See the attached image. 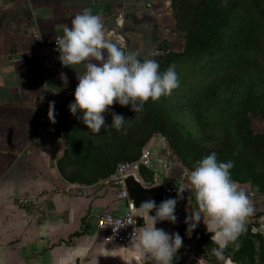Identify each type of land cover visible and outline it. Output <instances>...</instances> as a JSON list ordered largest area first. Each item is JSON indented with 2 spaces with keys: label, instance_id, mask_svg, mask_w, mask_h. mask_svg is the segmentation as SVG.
Returning a JSON list of instances; mask_svg holds the SVG:
<instances>
[{
  "label": "crops",
  "instance_id": "0c3cea01",
  "mask_svg": "<svg viewBox=\"0 0 264 264\" xmlns=\"http://www.w3.org/2000/svg\"><path fill=\"white\" fill-rule=\"evenodd\" d=\"M84 8L103 9V22L120 32L128 52L138 51L141 60L149 54L144 41L154 42L156 25L148 0H0V264H155L135 259L131 242L117 245L102 238L98 217L127 212V200L103 183L67 181L59 166L68 148L52 131L41 129L49 103L54 101L56 109L74 96L77 74L85 67L43 68L37 61L40 44L63 35L64 26L70 27ZM162 147L141 172L140 183L151 187L174 178L179 189L186 186L185 173L162 156ZM181 195L177 222L161 221L156 227L183 238L173 264H194L185 218L197 203L194 191ZM198 227L211 239L203 219ZM225 263L234 260L225 257Z\"/></svg>",
  "mask_w": 264,
  "mask_h": 264
},
{
  "label": "rangeland",
  "instance_id": "374dc122",
  "mask_svg": "<svg viewBox=\"0 0 264 264\" xmlns=\"http://www.w3.org/2000/svg\"><path fill=\"white\" fill-rule=\"evenodd\" d=\"M232 1L217 0V7L212 9L207 5L208 0H148L154 10L150 14L155 18V40L145 39V49L149 48L150 52L143 59L158 61L161 72L175 64V69L180 70L179 87L155 102L150 99L140 112L135 113L131 105L115 103L104 114L105 126L99 133H93L83 123L82 111L71 113L69 105L74 103V96L54 109L55 123L50 124L52 135L68 148L60 171L67 181L76 185L100 184L121 161L139 158L145 148L151 150L152 158L157 157L163 144V151L183 173L193 170L196 161L212 152L220 162L232 161V179L254 194V215L239 238V250L229 245L223 260L212 254L211 249L216 245L209 235L201 227L195 228L188 234L191 250L196 252L194 264L195 261L226 264L225 257L234 260V264H264V82L258 90L262 81L256 78L259 74L264 78V63L258 72L248 71L254 78L246 82V70L229 73L233 66L228 65L223 51L215 52V56L205 54L192 66L190 61H183L188 45L193 48L198 43L205 45L213 37L211 19L229 11ZM245 1L239 0V4ZM232 15L234 28H238L239 17L244 18L242 8L237 7ZM252 37L258 41L264 39ZM246 41L250 39L246 37ZM135 45L137 49L139 46ZM236 51L231 52L232 56ZM201 81L217 82L214 88L217 92L200 95ZM112 112L126 119L120 131L111 126ZM183 263L184 260L175 261V264Z\"/></svg>",
  "mask_w": 264,
  "mask_h": 264
},
{
  "label": "clouds",
  "instance_id": "9594fccd",
  "mask_svg": "<svg viewBox=\"0 0 264 264\" xmlns=\"http://www.w3.org/2000/svg\"><path fill=\"white\" fill-rule=\"evenodd\" d=\"M102 12L103 9L94 13L92 8H84L71 20L70 27L64 26L63 35L55 40L63 65L84 63L85 71L77 74L75 101L70 103L69 109L73 115L82 111L80 119L93 133H99L105 126L104 114L115 103L131 105L136 113L143 111L144 104L150 99L155 102L179 87L175 64L161 72L155 59L141 60L138 51L128 52L109 39ZM54 104V101L49 103L48 111L53 123ZM111 114V126L122 130L126 119L115 112ZM124 131L126 133V129ZM233 167L232 161L220 162L217 154L212 152L196 161L193 170H186L188 184L178 189L177 198L165 199L159 205L152 199L142 202L135 215L142 218L144 224L134 228L131 238V248L137 254L135 259L173 264L183 246V238L179 232L169 233L156 225L161 221L177 222L175 209L185 190L194 191L197 203V209L185 218L188 234L203 219L207 231L212 234L211 241L216 245L211 252L218 260L224 259L229 245L239 250V238L247 231V222L254 215L255 207L251 194L232 179L230 170ZM128 195L127 191L121 193L123 199ZM153 210L155 214L151 215Z\"/></svg>",
  "mask_w": 264,
  "mask_h": 264
},
{
  "label": "trees",
  "instance_id": "16d2710c",
  "mask_svg": "<svg viewBox=\"0 0 264 264\" xmlns=\"http://www.w3.org/2000/svg\"><path fill=\"white\" fill-rule=\"evenodd\" d=\"M232 2L234 3L230 5L229 11L220 14V17L211 19L212 24H214L213 37L206 40L207 44L205 45H203V43H198L194 48L188 45L184 52L185 58L183 61H190L189 66H192L200 62L205 57V54L215 56V52L223 51V57H225L228 65L233 66L229 70V73L234 74L237 69H240V72L246 70L247 74L245 78L246 82H249L251 81L250 79L254 77L249 75L248 71L250 70L252 73L258 72L259 70L257 69L263 66L262 63H264V39L258 41L257 38L254 40L252 37L261 36L264 38V0H253V3L252 0H247L243 4H239V0H233ZM207 5L215 9L217 7V0H208ZM237 7L242 8L244 18L239 17V26L238 28H234L235 18L232 13ZM257 10L260 11L261 14H258ZM214 26L216 27L215 29ZM246 37L250 39L249 42L246 41ZM194 49H197V51ZM235 50H237L236 54L232 56L231 52ZM251 53L252 56H250ZM195 55L196 57H194ZM194 69H198V66L197 68L194 66ZM175 71L177 74L180 72L177 68ZM262 77V74L256 76V78L262 81L260 84L261 88H258V90L263 88L262 83L264 82V78L262 79ZM215 84H217V82L201 81L200 90L203 92L200 95H205L210 91L216 93L217 90L214 89ZM253 96H255V94ZM253 102L255 101L252 100V103ZM260 214L261 213L258 215Z\"/></svg>",
  "mask_w": 264,
  "mask_h": 264
},
{
  "label": "built area",
  "instance_id": "2783aa9c",
  "mask_svg": "<svg viewBox=\"0 0 264 264\" xmlns=\"http://www.w3.org/2000/svg\"><path fill=\"white\" fill-rule=\"evenodd\" d=\"M106 29V36L110 35L105 22H103ZM62 36V35H59ZM57 36V37H59ZM46 42H42L38 51V63L45 69H53L56 67H63L59 60V51L57 50L56 38ZM51 120L48 115L40 118L41 129L43 131H51L50 128ZM167 160H171L167 153L162 154ZM152 153L150 149H143L139 158L135 160H124L121 161L113 173L105 178L102 183L115 187L118 189V198L121 197V193L127 191L129 193L127 197V212L123 214H117L114 212H106L101 214L97 219L99 229L102 231V238L107 241H111L117 245H124L131 242L133 230L140 227V217L135 215L136 204L134 199L131 198L130 192L127 186V180L130 177H134L138 182L139 176L144 168L151 165ZM164 187V191L167 198H174L177 196L179 185L177 180L169 178L161 183ZM252 194V193H251ZM254 196V194H252Z\"/></svg>",
  "mask_w": 264,
  "mask_h": 264
},
{
  "label": "water",
  "instance_id": "95a60500",
  "mask_svg": "<svg viewBox=\"0 0 264 264\" xmlns=\"http://www.w3.org/2000/svg\"><path fill=\"white\" fill-rule=\"evenodd\" d=\"M109 30L111 33L108 36V38L111 39L113 42L117 43L122 48L127 50V48L124 46L122 42L123 39L120 32L112 29ZM127 186L130 192V196L132 199H134L137 207H139L142 202L149 199L155 200L156 203L162 202L163 200L167 199L162 184L151 187H145L140 182H138L134 177H130L127 180Z\"/></svg>",
  "mask_w": 264,
  "mask_h": 264
}]
</instances>
